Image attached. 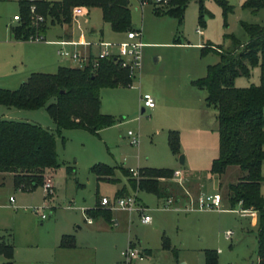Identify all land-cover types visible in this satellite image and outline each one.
Returning a JSON list of instances; mask_svg holds the SVG:
<instances>
[{
  "label": "rangeland",
  "instance_id": "rangeland-1",
  "mask_svg": "<svg viewBox=\"0 0 264 264\" xmlns=\"http://www.w3.org/2000/svg\"><path fill=\"white\" fill-rule=\"evenodd\" d=\"M227 1L232 9L225 12L217 0H202L201 20L198 0H188L181 21L168 12L170 6L163 10L150 4L130 6L131 24L141 30L145 43L141 68L130 84L100 88V110L113 123L97 133L83 128L58 131L45 107L0 104V118L48 127L55 136L58 159L51 194L42 185L15 189L12 174L0 173V241L13 244V264L118 263L120 251L129 242L141 252L135 264H258V226L240 204L232 208L227 201V185L241 171L237 165H228L219 176L211 174L212 159L218 154L217 111L206 103L205 87L193 82L206 74L208 65L219 61L218 51L233 46L230 34L247 38L241 20L264 22V8L252 11L243 7L245 0ZM86 9L75 19L71 14L69 23L47 20L45 40L15 39L9 25L16 23L18 3L0 0V87L14 89L33 71L55 72L59 65L77 64L61 58L59 45L52 41L59 39L67 25H72L73 39L81 31L87 40L125 39V32L112 30L103 20L100 7ZM258 82V65L234 80L236 86ZM145 92L154 97L155 106L141 110L140 95ZM128 130L137 134L138 144L130 143ZM169 130L178 133L175 149L168 142ZM99 161L115 166L116 181L99 179L90 170ZM130 167L137 174L143 167L178 168L182 178L172 174L164 179L160 185L169 187V194L158 196L152 189L130 185V176L138 178ZM119 186L123 193L136 195L150 221L141 222L138 211L113 208V220L98 214L88 223L83 209L95 205L106 209L101 195L111 198ZM214 192L221 194L219 207L197 205L200 193ZM63 233L73 236L72 245L60 244ZM207 249L215 252V262L207 261ZM4 259L0 253V264Z\"/></svg>",
  "mask_w": 264,
  "mask_h": 264
},
{
  "label": "trees",
  "instance_id": "trees-1",
  "mask_svg": "<svg viewBox=\"0 0 264 264\" xmlns=\"http://www.w3.org/2000/svg\"><path fill=\"white\" fill-rule=\"evenodd\" d=\"M227 12L232 6L227 0H217ZM188 0H171L168 12L182 19ZM202 17V0H198ZM36 5L44 15L40 30L49 23H69L72 7L98 6L102 18L114 31L134 28L130 19L128 0H19V19L10 26L11 36L27 39L34 32L30 25L28 6ZM243 7L252 11L264 8V0H245ZM158 12V11H157ZM159 13V12H158ZM247 33L245 40L234 34L229 36L233 46L220 50L219 61L207 66L206 74L193 82L205 87V101L216 108L218 154L212 159L210 172L219 176L228 165H237L240 174L237 180L228 183L227 201L233 208L240 204L256 212L258 264H264V22L240 21ZM70 36L69 34L67 35ZM259 66V82L236 86L235 77L248 75L250 67ZM132 75L113 57H105L93 66L88 61L82 67L59 65L55 72L33 71L14 89L0 87V104L18 108L45 107L56 124L57 130L83 128L92 133L113 123L112 117L100 110V88L130 84ZM142 110L144 108L142 107ZM168 142L172 149L178 144V133L169 130ZM58 165L55 136L51 130L36 122L0 118V173H12L15 189H31L41 185L49 167ZM69 168V167H68ZM128 174V170L120 166ZM90 170L99 179L116 181L115 166L95 162ZM174 169L167 167H143L138 178L130 176L132 187L154 190L158 196L169 194V187L160 185L167 181ZM118 189L115 195H123ZM87 216L105 215L111 219L109 208H85ZM62 245H72L73 236L62 234ZM145 249V253H149ZM2 264H13V244L0 241ZM208 262H215V252L205 251Z\"/></svg>",
  "mask_w": 264,
  "mask_h": 264
},
{
  "label": "built area",
  "instance_id": "built-area-1",
  "mask_svg": "<svg viewBox=\"0 0 264 264\" xmlns=\"http://www.w3.org/2000/svg\"><path fill=\"white\" fill-rule=\"evenodd\" d=\"M171 0H128L129 6L135 5L136 8H141L146 4L152 5L156 10H163L164 8L169 7ZM29 21L30 25L34 27V32L29 34L27 39L34 40H45L44 32L40 30V25L44 22V15L37 11L36 5L30 3L28 6ZM84 13L82 10V5H75L72 7V17L75 19L77 14ZM14 19H19V14L14 15ZM125 32V39L121 41H105L102 39L99 40H87L84 36V32L81 31L77 39L72 37L59 38L52 40L59 45L57 48V54L61 58L69 59L76 62L77 66L82 67L88 61L92 62V65L95 67L98 64V61L105 57H113L115 60H118L122 67H125L129 70L132 77L139 72L142 64V47L144 42L140 39L141 30L137 28L127 29ZM80 47H84L86 50L81 52ZM92 48H96L97 51L93 52ZM140 101L142 107L149 108L154 106L153 96L145 92L140 95ZM127 134L129 136L130 143L138 144L139 139L136 133L132 130H128ZM136 177H138L136 169L132 167L129 168ZM138 176H137V175ZM172 174L179 179L182 178L181 172L179 169H174ZM181 176V177H180ZM46 194H51L53 186L51 182V176L46 172L44 176L43 183ZM20 187H18L19 189ZM12 200V196L9 197ZM171 199L167 198V202L170 203ZM100 202L109 209L120 208L127 210L129 212L138 211L140 221L147 223L150 221V215L144 212V207L138 203L137 197L135 194L126 193L123 195H115L113 198H110L106 195L101 196ZM221 203V194L219 192H214L212 194H203L200 193L197 196V205L202 207L206 205L207 207H219ZM243 213H252L255 212L249 208H241ZM40 216L45 217L44 213H41ZM87 222L92 221L91 216L85 214ZM110 220H113L111 217ZM226 236L229 237L230 231H226ZM122 260L120 262H112L111 264H135V259L141 255V252L131 245H129L120 251Z\"/></svg>",
  "mask_w": 264,
  "mask_h": 264
},
{
  "label": "crops",
  "instance_id": "crops-1",
  "mask_svg": "<svg viewBox=\"0 0 264 264\" xmlns=\"http://www.w3.org/2000/svg\"><path fill=\"white\" fill-rule=\"evenodd\" d=\"M17 1V3H18V9H19V0H16ZM87 7L86 6H82V10H84V12H87V9H86ZM15 15V14H14ZM13 19H14V16H13ZM15 21H16V23H17V20L16 19H14ZM15 23V24H16ZM9 26H11V24L9 25ZM65 26V25H64ZM63 26V27H64ZM49 28V27H48ZM47 29V28H46ZM10 30V29H9ZM63 31V34L61 35V36H59V38H65V37H68L67 35L69 34L70 36L69 37H72V25H70V26H65L64 27V29L62 30ZM11 34V33H10ZM85 36V35H84ZM69 60V59H68ZM154 98V97H153ZM154 106H155V101H154ZM18 108V107H17ZM7 110H15V109H7ZM141 110H142V107H141ZM13 113H17V111L15 110V111H12ZM43 126V125H42ZM44 127H46V126H44ZM48 128V127H47ZM49 129V128H48ZM184 162V161H183ZM182 162V163H183ZM181 163V162H180ZM263 164H264V161L262 162V165H261V170H262V167H263ZM176 169H178V168H176ZM55 170H56V167H49L48 169H47V173H49L50 175H51V177H52V174L55 172ZM2 173V172H1ZM263 173V172H262ZM12 174V173H11ZM13 185H14V183H13ZM122 186V185H121ZM121 186H119V187H117L116 188V190H115V193H116V191L118 190V189H120L121 188ZM115 193H114V196H115ZM102 196V195H101ZM113 196V197H114ZM113 197H111V198H113ZM221 200H222V197H221ZM97 202V201H96ZM85 208H87V207H85ZM85 208L83 209V210H85ZM85 212V211H84ZM110 214H111V212H110ZM250 215H251V218H252V221H253V223H256V212H252V213H249ZM92 217V216H91ZM92 222V221H91ZM91 222H88V223H91ZM64 234V233H63ZM130 243V242H129ZM131 244V243H130Z\"/></svg>",
  "mask_w": 264,
  "mask_h": 264
},
{
  "label": "water",
  "instance_id": "water-1",
  "mask_svg": "<svg viewBox=\"0 0 264 264\" xmlns=\"http://www.w3.org/2000/svg\"><path fill=\"white\" fill-rule=\"evenodd\" d=\"M179 161L182 163L184 161V155L181 154L179 157ZM181 264H185L184 262H181Z\"/></svg>",
  "mask_w": 264,
  "mask_h": 264
}]
</instances>
